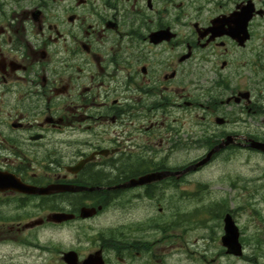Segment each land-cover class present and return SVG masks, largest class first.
Segmentation results:
<instances>
[{
	"label": "flooded vegetation",
	"instance_id": "obj_1",
	"mask_svg": "<svg viewBox=\"0 0 264 264\" xmlns=\"http://www.w3.org/2000/svg\"><path fill=\"white\" fill-rule=\"evenodd\" d=\"M229 135L237 150L264 138V0H0V173L93 187L0 190L25 201L0 206V238L23 235L30 264H52L51 241L36 240L54 211L74 214L61 231L77 233L66 249L79 259L180 262L192 214L165 219L164 201L192 197V181L122 185Z\"/></svg>",
	"mask_w": 264,
	"mask_h": 264
},
{
	"label": "rangeland",
	"instance_id": "obj_2",
	"mask_svg": "<svg viewBox=\"0 0 264 264\" xmlns=\"http://www.w3.org/2000/svg\"><path fill=\"white\" fill-rule=\"evenodd\" d=\"M195 178L205 180L209 184V192L197 196V209H190L194 205L190 199L181 200V211L189 210L192 212L191 226L193 229L186 235L184 246L179 248L181 251L178 255L180 262L176 261L173 264H264V155L230 150L223 155L222 161L212 162L198 172ZM230 182H235L236 187H232ZM221 197L225 199V207L233 210V215L241 235L245 237L246 244H250L245 246V252L253 260L251 263L225 254L221 257L216 256L217 252L220 251L219 237L222 234V225L217 214L209 212L207 209L208 206L219 201ZM254 204V209L257 212L253 210ZM164 205L167 207L165 212V219H167L175 210V207L170 210L168 206H176V199L167 198ZM198 212H203L199 215L204 216L200 221L196 219L199 216H196ZM115 220L116 223H121L116 217ZM40 233L41 231L38 232V235ZM43 235L44 233L40 237ZM46 235L48 237L51 235L54 244H60V247L61 245L65 247L76 243L77 238V233L73 232L69 237H66L60 230H46ZM18 238L24 240L20 234ZM252 245L254 249L259 250H254V253L251 250ZM86 250L87 246L82 251L85 252ZM0 254V256L2 254L12 255L14 262H23L26 258L28 259L26 264H30L32 261L30 255L25 256L23 249L14 248L10 251L9 248L2 247ZM58 255V253L51 251L49 258L52 264H59ZM8 260L3 262L8 263ZM36 264L38 263L36 262Z\"/></svg>",
	"mask_w": 264,
	"mask_h": 264
},
{
	"label": "water",
	"instance_id": "obj_3",
	"mask_svg": "<svg viewBox=\"0 0 264 264\" xmlns=\"http://www.w3.org/2000/svg\"><path fill=\"white\" fill-rule=\"evenodd\" d=\"M251 145L256 148L264 150V143L253 142ZM201 162H203V160ZM4 180L8 181L6 176L4 177ZM5 185L11 186V187L18 186V184L13 183V182H7L5 183ZM221 241L223 245H225L228 248L229 252L234 253V254H240V245L238 242L237 228L234 225L230 216L228 215L224 218V235L221 237ZM94 258L98 260L99 264L101 263L100 259L94 257V255H91L83 261V264H89ZM63 259L70 264L76 263L75 253L72 251L64 253Z\"/></svg>",
	"mask_w": 264,
	"mask_h": 264
}]
</instances>
